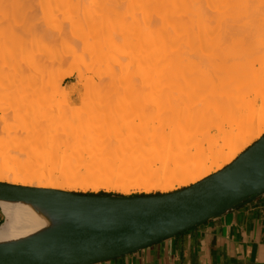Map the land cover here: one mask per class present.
<instances>
[{
	"label": "bare ground",
	"instance_id": "6f19581e",
	"mask_svg": "<svg viewBox=\"0 0 264 264\" xmlns=\"http://www.w3.org/2000/svg\"><path fill=\"white\" fill-rule=\"evenodd\" d=\"M12 1L0 0L5 86L45 88L48 59L62 42L110 87L128 84L139 60L145 110L137 122L110 93L115 103L107 100L85 117L74 108L56 118L19 113L34 143L17 141L2 152L0 182L165 193L176 182L187 187L221 170L264 135V91L260 105L249 99L264 88V20L258 19L264 0H128L130 9L123 0L115 14L108 10L112 0H20L28 7L14 5L10 13ZM74 1L88 7L84 16L68 11ZM36 2L47 8L44 23ZM67 28L79 32L82 45L68 42ZM0 206V247L42 238L72 220L56 203L0 198Z\"/></svg>",
	"mask_w": 264,
	"mask_h": 264
},
{
	"label": "water",
	"instance_id": "95a60500",
	"mask_svg": "<svg viewBox=\"0 0 264 264\" xmlns=\"http://www.w3.org/2000/svg\"><path fill=\"white\" fill-rule=\"evenodd\" d=\"M244 165L225 172L238 158ZM264 194V135L221 170L181 189L101 195L0 182V198L57 205L71 222L42 238L0 247V264H95L190 230Z\"/></svg>",
	"mask_w": 264,
	"mask_h": 264
},
{
	"label": "rangeland",
	"instance_id": "374dc122",
	"mask_svg": "<svg viewBox=\"0 0 264 264\" xmlns=\"http://www.w3.org/2000/svg\"><path fill=\"white\" fill-rule=\"evenodd\" d=\"M121 1L123 0H112V5L108 9L109 12L112 14L117 13L118 5ZM124 2L127 5L126 8L130 9L133 7L134 2L131 1L133 4L128 0ZM10 4L11 6L8 8L10 13L13 12L14 5L22 6L23 10L28 7L24 1L20 0H14ZM35 4L37 6L34 5V9L36 10L38 17L40 16V21L44 23L43 14L47 8L45 5L42 6L39 2H36ZM82 4V1L80 4H77L74 1L72 2V5H70L68 11L71 13L73 12L72 14L75 15H81L80 17H82L85 13H87L88 9V7L84 8L85 4ZM258 11L260 16L258 19L261 21L264 20V4L261 5V7H258ZM251 18L254 17L246 16V19ZM107 32H105V34ZM67 36L68 42L71 44L82 45V39L77 30L73 31L71 28H67ZM61 44L62 42H57V48H55L54 55L51 56L50 60L48 59L45 88L35 86V88L27 90L20 87L14 92L13 89L8 88L2 83V75L0 72V157L2 152L6 151L8 148L14 147V144H16L17 141L27 144L34 143V140H31L30 137L27 138L28 133H26V124L22 122L19 117H17L19 113L26 111L40 110L42 112L51 113L52 116L56 118L62 114H69L71 111L70 109L74 108L77 110L76 112L82 114V117H85L91 112L101 110L100 108L102 103L107 100H111L110 97H107V94L112 93L114 100L123 102V104L127 106L126 109L129 107V110L132 113L131 115L137 119V122H139L138 120L140 118H143L142 115L145 110L144 99L146 87L143 77V69L141 67L142 65L139 60H137V64L132 68L130 73V82L128 84L110 87V85L106 82H102L98 74L93 72L94 69L89 63L85 64L73 59L68 45L65 46L63 44V46ZM6 60V57L0 58V65ZM56 84L58 87H56ZM262 91H264V88L260 90V94H258V96L255 93L250 95L249 99H251V102L252 99L258 98V104L260 105V95ZM111 101L115 103L113 100ZM53 124V122L50 123L51 127L49 126L48 129H51H49L50 131L47 130L48 133L54 131ZM218 124L219 122L217 121L215 125L217 126ZM215 133L216 131L213 130V134ZM257 140L258 139H255L252 144ZM2 160L3 159L0 158V161ZM53 171L56 173L55 175H61L59 168H54ZM183 187L186 186L176 182L174 183V188L171 191H175ZM73 191L82 193H98L100 191H104L122 195L164 193L159 188L146 189L137 186L133 187L129 193L120 189L107 187H90L87 189L77 188Z\"/></svg>",
	"mask_w": 264,
	"mask_h": 264
},
{
	"label": "crops",
	"instance_id": "0c3cea01",
	"mask_svg": "<svg viewBox=\"0 0 264 264\" xmlns=\"http://www.w3.org/2000/svg\"><path fill=\"white\" fill-rule=\"evenodd\" d=\"M5 214L0 206V225ZM264 194L174 237L95 264H260Z\"/></svg>",
	"mask_w": 264,
	"mask_h": 264
},
{
	"label": "snow or ice",
	"instance_id": "6c2138e0",
	"mask_svg": "<svg viewBox=\"0 0 264 264\" xmlns=\"http://www.w3.org/2000/svg\"><path fill=\"white\" fill-rule=\"evenodd\" d=\"M244 165V156L242 155L240 158H238L232 165H230L228 168H226L225 172H230L235 169H239L243 167ZM260 264H264V260L260 262Z\"/></svg>",
	"mask_w": 264,
	"mask_h": 264
},
{
	"label": "trees",
	"instance_id": "16d2710c",
	"mask_svg": "<svg viewBox=\"0 0 264 264\" xmlns=\"http://www.w3.org/2000/svg\"><path fill=\"white\" fill-rule=\"evenodd\" d=\"M82 193V192H80ZM87 194H90V192H88ZM97 194H101V195H118L121 196L122 194H118V193H108V192H104V191H100ZM132 195H144V194H132Z\"/></svg>",
	"mask_w": 264,
	"mask_h": 264
}]
</instances>
